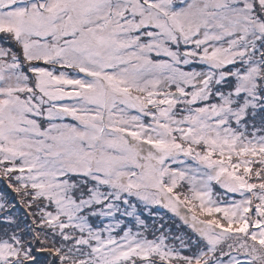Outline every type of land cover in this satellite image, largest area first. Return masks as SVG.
I'll list each match as a JSON object with an SVG mask.
<instances>
[{
    "label": "snow or ice",
    "instance_id": "1",
    "mask_svg": "<svg viewBox=\"0 0 264 264\" xmlns=\"http://www.w3.org/2000/svg\"><path fill=\"white\" fill-rule=\"evenodd\" d=\"M0 181V264H264V0H0Z\"/></svg>",
    "mask_w": 264,
    "mask_h": 264
},
{
    "label": "rangeland",
    "instance_id": "2",
    "mask_svg": "<svg viewBox=\"0 0 264 264\" xmlns=\"http://www.w3.org/2000/svg\"><path fill=\"white\" fill-rule=\"evenodd\" d=\"M3 188H4V184L2 181H0V190H3ZM159 217L164 222H165V220L167 221L164 225L166 228H170L173 233H176L178 231L181 233L189 231L187 226H184L182 224L179 217H176L173 213H171L167 209H164L160 206H155V210L152 214H149V212L147 210L144 211L143 216H142V218H144L146 220V222L148 223L150 229L153 227V224H155L156 226L159 225L157 222L159 220ZM153 220L155 222H151Z\"/></svg>",
    "mask_w": 264,
    "mask_h": 264
},
{
    "label": "trees",
    "instance_id": "3",
    "mask_svg": "<svg viewBox=\"0 0 264 264\" xmlns=\"http://www.w3.org/2000/svg\"><path fill=\"white\" fill-rule=\"evenodd\" d=\"M152 216V215H151ZM150 216V217H151ZM151 222H155L154 220L153 221H151ZM158 222V224H165L167 221L165 220V222L159 217V220L157 221ZM151 237V232H149V238Z\"/></svg>",
    "mask_w": 264,
    "mask_h": 264
}]
</instances>
